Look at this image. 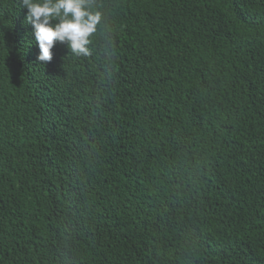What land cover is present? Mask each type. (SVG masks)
<instances>
[{
  "label": "trees",
  "instance_id": "trees-1",
  "mask_svg": "<svg viewBox=\"0 0 264 264\" xmlns=\"http://www.w3.org/2000/svg\"><path fill=\"white\" fill-rule=\"evenodd\" d=\"M37 59L0 6V264H264V0H86Z\"/></svg>",
  "mask_w": 264,
  "mask_h": 264
},
{
  "label": "clouds",
  "instance_id": "clouds-1",
  "mask_svg": "<svg viewBox=\"0 0 264 264\" xmlns=\"http://www.w3.org/2000/svg\"><path fill=\"white\" fill-rule=\"evenodd\" d=\"M4 10H13L31 24L39 48L38 60L52 59L54 44L67 42L76 55H89L87 45L100 23V13L92 12L86 0H0Z\"/></svg>",
  "mask_w": 264,
  "mask_h": 264
}]
</instances>
